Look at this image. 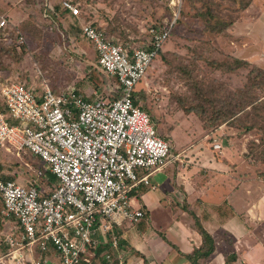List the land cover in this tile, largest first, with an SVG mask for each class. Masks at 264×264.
Masks as SVG:
<instances>
[{
    "label": "built area",
    "instance_id": "obj_1",
    "mask_svg": "<svg viewBox=\"0 0 264 264\" xmlns=\"http://www.w3.org/2000/svg\"><path fill=\"white\" fill-rule=\"evenodd\" d=\"M46 6L43 17L52 18L54 7ZM81 6L62 1V11L81 22L82 36L95 51V67L108 78L101 91L94 97L70 87L56 92L46 80L41 92L22 82L0 89V146L22 159L37 158L56 178L45 189L36 180L21 184L0 178V214L10 223L1 232L2 260L8 264H47L41 257L50 252L59 264L114 263L100 248H118V238L111 235L115 224L145 217L133 207V192L142 184L151 186L150 176L168 164H183L194 149L175 155L138 94L174 22L150 27L143 42L134 45L83 20ZM7 24L0 16V29ZM16 44H28L20 31ZM202 148L198 144L195 150ZM211 148L223 151L216 139Z\"/></svg>",
    "mask_w": 264,
    "mask_h": 264
},
{
    "label": "rangeland",
    "instance_id": "obj_2",
    "mask_svg": "<svg viewBox=\"0 0 264 264\" xmlns=\"http://www.w3.org/2000/svg\"><path fill=\"white\" fill-rule=\"evenodd\" d=\"M60 1L15 0L12 4L0 0V16L18 25L28 42L20 48H2L0 44V89L11 82H22L40 90L42 80H46L56 92L71 86L84 91L107 83L108 78L95 67L93 46L82 37L81 22L68 18L62 9L56 17H43L45 4L55 7ZM85 1H77L90 5L82 8V19L124 43L139 45L150 27L174 22L169 41L142 82L146 90L141 98L158 131L170 140L175 155L192 147L194 152L203 142L212 146L214 139H235L244 156L264 160V86H253L258 72L249 74L252 66L236 61L231 53V35L220 32L240 17L249 0ZM70 31L78 35L77 48L66 44ZM5 34H0V39L5 37L7 44L11 43ZM12 39L16 41L15 36ZM258 79L259 83L264 81L262 76ZM0 111H4L1 103ZM227 112L233 113L230 119L218 123L216 118ZM223 151L218 154L223 155ZM24 162L44 170L37 158L21 160L0 148V177L14 180L15 170H21ZM19 174L31 178L30 173ZM5 252L0 243V264H8L2 260ZM47 264L57 263L50 259Z\"/></svg>",
    "mask_w": 264,
    "mask_h": 264
},
{
    "label": "crops",
    "instance_id": "obj_3",
    "mask_svg": "<svg viewBox=\"0 0 264 264\" xmlns=\"http://www.w3.org/2000/svg\"><path fill=\"white\" fill-rule=\"evenodd\" d=\"M6 13H10V8ZM228 33L232 38V56L264 69V0H251ZM66 36L68 47H79L74 32ZM70 88L91 97L95 90L102 89ZM145 90L142 84L138 86L139 95ZM218 142L224 147L223 155L203 142V148L191 151L183 164H168L150 176L151 186L142 184L133 192V207L142 209L145 217L137 223L125 220L115 224L111 235L118 238V248L109 244L100 248L101 253L112 256V264L119 260L124 264H194L191 256L203 245L197 224L213 237L215 251L198 258L196 264H264V179L254 174V167L240 152L241 146L235 139ZM20 168L15 170L12 181L27 184L28 180H36L44 189L48 182L56 183L54 176L36 170L29 162ZM21 171L30 173L31 178L21 177ZM37 171L44 173V177L38 178ZM2 219L0 214L1 244L3 227L10 224ZM43 257L59 264L54 252ZM103 264L108 263L103 260Z\"/></svg>",
    "mask_w": 264,
    "mask_h": 264
},
{
    "label": "trees",
    "instance_id": "obj_4",
    "mask_svg": "<svg viewBox=\"0 0 264 264\" xmlns=\"http://www.w3.org/2000/svg\"><path fill=\"white\" fill-rule=\"evenodd\" d=\"M9 1V3H14V1L15 0H8ZM63 1V0H62ZM62 1H60V3L57 5V6H55L54 7V11H50L51 12V14H53L55 17L57 16V11H60L61 9H62ZM75 2H77L78 0H74ZM43 2V1H42ZM85 2H87V0L85 1ZM44 4H45V2H44ZM251 4V0H249L248 1V3L244 6V8L241 10V11H245L248 7H249V5ZM46 4H45V6H44V9H46ZM90 7V5L88 6L86 3H85V5L84 4H82V6L80 7L81 8V10H82V8H89ZM81 13H82V11H81ZM83 15V14H82ZM2 17H5V16H2ZM5 18H7V17H5ZM8 19V18H7ZM237 21V19L236 20H234V21H232L231 23H229V24H227V25H225L224 27H222L221 29H220V32H225V31H228L229 30V28L230 27H232L233 25H234V23ZM166 24H170V22H166V21H163L162 23H160V24H158V25H155V27L157 28V29H161L162 27H164ZM80 30H81V28H80ZM19 31V29L16 27V26H14L13 24H11V22L9 21V24H7V26H6V28H4V29H0V34L1 35H3L4 34V32L7 34V37H9L10 38V41H11V43H8L7 44V39L5 38H2V39H0L1 41H0V44H2V48H5V47H7V48H10V47H12L11 45H14V47L15 48H20V47H18L17 45H16V41L14 42V40L15 39H12V36H15L16 38H17V35H16V33ZM21 32V31H20ZM71 32H74V31H70V32H68L67 34L69 35ZM173 32V31H172ZM23 33V32H22ZM24 35H25V33H23ZM74 34H76L75 32H74ZM81 34H82V31H81ZM172 35V34H171ZM65 36V35H64ZM66 37V36H65ZM76 37H77V39H78V35L76 34ZM79 37H81V36H79ZM83 37V36H82ZM67 38H68V36H67ZM170 39V38H169ZM169 41V40H168ZM167 44V43H166ZM28 45V44H27ZM163 52V51H162ZM161 52V53H162ZM160 53V54H161ZM160 56V55H159ZM235 59H236V61L239 63V64H242V65H247V66H252V71L251 72H249V74H252V73H254V72H258V76L255 78V80H254V83H253V86H255V85H257V86H259V85H263L264 86V81L262 82V83H259L258 81H259V79H258V77H264V69H262L261 67H259L258 65H256V64H250L249 62H247V61H244V60H241V59H239V58H236V57H234ZM258 79V80H257ZM233 115V113H225V114H223V115H221L220 117H217L216 118V120L218 121V123H220V122H223V121H226L227 119H230V117ZM216 152V151H215ZM250 154H248V155H246L245 157H246V159L249 161V163L251 164V166H253L254 167V174L257 176V178L258 179H264V160H261L260 159V161H257V159H255V160H253V159H251V157L249 156ZM45 169V171H46V174L47 175H49V176H53L52 174H50V172H48L49 170H47V168L46 167H44ZM55 178V177H54ZM3 180H7V179H3ZM55 180V179H54ZM198 225V228H199V230H200V233H201V235H202V237H203V245L201 246V248L200 249H198L192 256H191V260L194 262V264H196L197 263V260H198V258H200V257H208V256H210L214 251H215V241H214V239H213V237L206 231V230H204L199 224H197ZM5 247V246H4ZM5 251H6V248H5ZM6 253V252H5Z\"/></svg>",
    "mask_w": 264,
    "mask_h": 264
}]
</instances>
